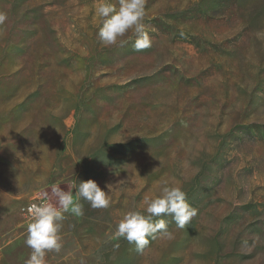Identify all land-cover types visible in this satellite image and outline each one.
<instances>
[{
  "label": "rangeland",
  "instance_id": "1",
  "mask_svg": "<svg viewBox=\"0 0 264 264\" xmlns=\"http://www.w3.org/2000/svg\"><path fill=\"white\" fill-rule=\"evenodd\" d=\"M97 3L0 0V264L31 255L28 203L88 180L110 204L76 200L46 264H264V0H145L141 51ZM164 186L196 215L137 251L117 225Z\"/></svg>",
  "mask_w": 264,
  "mask_h": 264
},
{
  "label": "clouds",
  "instance_id": "2",
  "mask_svg": "<svg viewBox=\"0 0 264 264\" xmlns=\"http://www.w3.org/2000/svg\"><path fill=\"white\" fill-rule=\"evenodd\" d=\"M96 15L104 18L98 36L102 44L113 45L129 30L134 31L136 39L134 49L141 51L152 45V38L145 30V0H119L117 9L110 0H98ZM4 20L0 16V22ZM261 35L260 33L257 34ZM120 181L119 183H121ZM113 185H107L109 192ZM102 190L94 180L79 182L76 185V198L71 192H65L58 185L52 186V193L58 199L59 207L51 203L31 204L28 212L31 222L27 227L26 244L32 249L24 264H46V252L61 249V228L63 213L71 211L82 215V205L76 200L82 198L90 202L93 208H107L110 194ZM146 214L141 211H129L117 225L116 236L135 243L137 251H142L149 243V238L157 234L172 238L163 215L171 216L179 228L196 215V210L187 202L186 193L180 187L164 186L156 198L145 201Z\"/></svg>",
  "mask_w": 264,
  "mask_h": 264
},
{
  "label": "built area",
  "instance_id": "3",
  "mask_svg": "<svg viewBox=\"0 0 264 264\" xmlns=\"http://www.w3.org/2000/svg\"><path fill=\"white\" fill-rule=\"evenodd\" d=\"M34 203H36V204H40V203H47V202L42 201V200H35V201H32V202H30V203L27 204V206H26V208H25V214H26L27 219H29L30 221H31V217H30V214H29V212H28V208H29V206H30L31 204H34Z\"/></svg>",
  "mask_w": 264,
  "mask_h": 264
}]
</instances>
